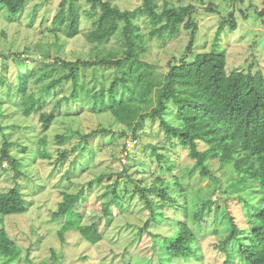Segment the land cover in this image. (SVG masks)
I'll use <instances>...</instances> for the list:
<instances>
[{"label":"rangeland","instance_id":"rangeland-1","mask_svg":"<svg viewBox=\"0 0 264 264\" xmlns=\"http://www.w3.org/2000/svg\"><path fill=\"white\" fill-rule=\"evenodd\" d=\"M104 1L122 11L143 6V0ZM62 2L27 0L17 15L0 5V158L5 143L11 156L10 161L0 160V193L19 187L27 208L21 215L0 216V229H6L19 250L14 264H227L228 257L231 264H246L239 255L240 240L227 247L224 242L232 232L231 219L241 228L252 227L248 214L255 206L263 207L262 193L256 185L238 182L234 161L211 160L209 174L202 176L188 150L170 147L157 118L147 119L139 129L124 164L132 129L110 112H99L93 99L122 76L115 68L82 67L77 86L71 79L46 90L70 74L66 62L98 60L122 50L116 37L102 44L88 41L98 13L85 0L76 5L78 33L68 37L65 26L55 21ZM170 5L195 8L198 30L188 61L213 52L226 57L229 74L264 75V0H171ZM162 8L160 2V12ZM65 9L68 13V4ZM230 15L237 29H221ZM136 23L143 49L140 60L163 80L170 65L185 58L193 32L182 27L175 36L166 32L151 37L156 25L150 18L140 16ZM75 92L79 102L72 99ZM27 97L43 106L30 117L24 115ZM55 108L56 118L45 131L41 113ZM175 113L170 104L164 118L179 126ZM154 147L170 156L176 166L172 174L161 172ZM199 149L207 146L200 143ZM164 189L167 197L160 192ZM64 194L78 196L74 210L82 225L98 224L103 236L99 243H90L75 229L61 239L66 218L56 220L55 213ZM180 223L197 238L188 257L176 255L168 243Z\"/></svg>","mask_w":264,"mask_h":264},{"label":"trees","instance_id":"trees-1","mask_svg":"<svg viewBox=\"0 0 264 264\" xmlns=\"http://www.w3.org/2000/svg\"><path fill=\"white\" fill-rule=\"evenodd\" d=\"M79 1L63 0L61 11L55 19L57 24L65 26L70 38L78 33L79 13L76 5ZM85 1L91 5L94 14L98 13L93 22V30L87 36L88 41L102 44L116 37L122 44L121 53L93 61L66 62L64 65L71 68L70 74L51 83L46 90L51 91L71 79L77 86L78 72L82 67L115 68L122 76L114 80L108 91L101 89L93 94V99L99 107V112H110L115 120L132 129L133 140L137 141L138 131L147 119L158 118L170 147L175 149L179 146L188 150L202 176L209 174L207 164L211 160H219L222 164L234 161V170L240 175L238 182L250 188L256 185L262 193L263 207L255 206V211L248 214L252 227L241 228L231 219L232 232L224 245L227 247L234 239H238L239 255L246 264H264L263 73L237 71L229 74L226 57L213 52L199 53L194 60L188 61L198 30V26L193 22L194 6L176 8L170 5L171 0H143L142 7L133 11H122L109 1ZM26 2L27 0H0V5L11 14L17 15L23 10ZM160 2L163 6L161 12ZM67 4L68 13L65 9ZM140 16L150 18L156 25L150 33L151 37L157 34L163 37L166 32L175 36L182 27L193 32L185 58L176 65H170L163 80L155 78L152 67L140 60L143 49L136 23ZM226 26H230L232 30L237 29L234 15H230V19L221 25V29ZM72 99L78 101L76 92ZM170 104L176 108L175 118L179 126L171 125L164 118ZM42 107L34 98L27 97L24 115L30 117L33 113H39ZM149 107H152V110L147 112ZM55 118L56 108L51 112H42L40 120L43 130H48ZM200 143L206 145L207 149L201 151ZM8 147V143H5L2 148L1 162L11 160ZM153 152L161 164V172L172 174L176 166L170 161V156L160 154L156 147ZM160 192L168 196V189ZM141 196L148 209L153 210L152 201L147 194L142 191ZM77 201V195L64 194V202L55 213L56 220L66 218L65 226L59 235L63 240L65 233L75 229L85 240L95 245L103 236L98 231V224H81L82 217L74 210ZM26 211V202L19 187L0 193V216L21 215ZM196 240L187 225L180 223L177 234L169 239L168 243L176 255L183 254L188 257ZM18 256L16 244L6 229L1 228L0 264H14ZM230 261L231 258L228 257L226 263L231 264Z\"/></svg>","mask_w":264,"mask_h":264},{"label":"built area","instance_id":"built-area-1","mask_svg":"<svg viewBox=\"0 0 264 264\" xmlns=\"http://www.w3.org/2000/svg\"><path fill=\"white\" fill-rule=\"evenodd\" d=\"M133 145V144H137V141L136 140H133V139H130L129 141H128V144H127V148H125V152H124V155H123V157H122V160H123V163L124 164H127V159H128V157H129V155H130V145ZM129 145V146H128Z\"/></svg>","mask_w":264,"mask_h":264}]
</instances>
